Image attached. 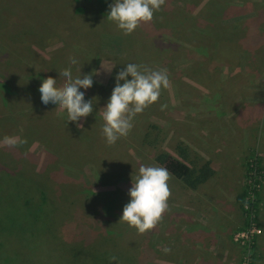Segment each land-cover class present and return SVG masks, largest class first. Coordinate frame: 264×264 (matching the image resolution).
Returning a JSON list of instances; mask_svg holds the SVG:
<instances>
[{
  "label": "rangeland",
  "instance_id": "rangeland-1",
  "mask_svg": "<svg viewBox=\"0 0 264 264\" xmlns=\"http://www.w3.org/2000/svg\"><path fill=\"white\" fill-rule=\"evenodd\" d=\"M80 1L107 20L99 19L103 22L97 23L86 44L81 46L70 45L71 21L68 29L56 37L48 35L38 24L32 25L27 20L29 12L20 9L18 13V6L22 7L17 2L4 7L13 10L7 15L14 12L12 22L16 26L7 23L5 11H0V31L10 25L7 32L0 33V186L7 181L8 173L22 180L27 176L39 182L48 197L65 201L67 207L50 223H31L30 216L35 217L36 207L31 204V211L27 212L29 207L24 206L23 199L39 194L30 195L33 189L30 185L32 189L19 201L16 180L13 178L3 185L0 264H82V260L84 264H99L82 258L89 256V252L82 255L83 249H96L105 240L115 239H119L120 246L133 251L126 258L136 259L135 264L136 261L175 264V206L185 207L191 201L192 189L171 176L168 210L156 227L144 234L120 219L131 199L128 192L132 176L138 174L140 166H158L155 158L164 152L182 160L179 147L187 150L190 161L184 163L191 169L210 163L208 158H216L218 152L230 155L229 150L245 164L244 175L248 161H260L257 178L261 199L254 201L259 202L254 221L256 226L260 224L257 227L262 234L254 239L246 264H264V250H256L259 238L264 241V0H166L161 10L154 12L151 22L142 23L129 35H124L115 22L107 19L109 5L115 0L103 1L101 12L96 3ZM204 7L209 19L204 15ZM216 14L219 24L212 19ZM235 15L254 23L233 25L227 21ZM30 16L34 18L31 13ZM247 25L256 26L249 30ZM179 29L184 31L182 38L178 37ZM124 38L126 50H121ZM70 57L78 61L71 66L73 77L80 74L78 70L82 77L97 73L93 80L99 91L80 89L85 92V100H93L94 109L79 122L68 121L66 109L57 104L44 106L42 126L48 129L43 132L48 143L54 134L69 135L67 132L73 130L89 144L97 131L91 126L99 123L93 116L103 117V108L113 91L104 88L128 63L146 65L153 70L166 69L169 79V86L162 87L158 101L133 117L128 134L120 136L114 144L98 146L92 162L87 163L68 159L67 142L59 146L58 159L53 154L58 148L49 151L50 146L40 135L32 133L27 138L24 134L30 120L25 115L30 114L35 98L11 90L35 76L34 84L39 88L49 76L57 80V86L63 85L65 78L59 72L69 67ZM30 60L36 62V71H30ZM103 67L112 70L108 72ZM162 105L167 107L162 110ZM78 123L83 127L88 125L85 129ZM5 137L15 143L5 142ZM175 185H179L177 194L183 204L175 203ZM240 191L243 192L241 186L235 189V193ZM240 217L234 218L236 226L241 228L234 231L233 242L234 235L250 223L249 214L242 211ZM29 227L32 230L25 233ZM237 246L241 249L238 264H242L246 249ZM74 249L81 258L69 261L68 252Z\"/></svg>",
  "mask_w": 264,
  "mask_h": 264
},
{
  "label": "trees",
  "instance_id": "trees-1",
  "mask_svg": "<svg viewBox=\"0 0 264 264\" xmlns=\"http://www.w3.org/2000/svg\"><path fill=\"white\" fill-rule=\"evenodd\" d=\"M4 1L5 0H0V11L1 12L5 11V14L3 15L4 19L6 20L7 23H10V25L13 24V26L17 25V23L16 25H14V23L12 22L14 20L12 17L14 15V12L12 14L7 15V12L11 13L13 10L9 8L4 9V7L6 6H12L10 2L19 3L22 8L18 6V9H19L18 13H20V9L23 12L24 11L29 12V15L27 16V20H29V22L31 20L32 25L37 27L36 24H38L42 29L47 30V33L50 36L54 35L57 37L59 36V34L60 35L61 33L63 34L64 31H66V29H68V27L71 25L70 24V21H71L72 28L69 31L71 32L69 36H71V39H73V41H71L70 45L74 43H76V45H79V46L85 45L86 42L88 41L86 39L92 35L93 30L95 29L97 23L99 25V23L103 22V21H99V19L101 20L102 18H104L103 16H100L99 13H97L93 7L88 6L87 4L83 3L80 0H12V1L9 0L5 2ZM103 1H106V0H95V1L90 0L91 3H96L98 5L100 12L102 11L101 5L103 4ZM207 11H208L207 8L204 7V15H206L208 18ZM30 13L34 15V18L30 16ZM218 16L219 14L218 15L216 14L212 18L213 21L214 20L216 21V24H219ZM224 17L226 16L223 15L222 19H224ZM104 21L107 22L105 18H104ZM10 25H8L2 31L7 32L8 31L7 29ZM179 30H181L180 31L181 35L178 37L179 38L184 37V31L182 29H179ZM2 31H0V33H2ZM119 38H120V41H122L121 35L119 36ZM64 40H66V38ZM124 42H125V38L123 39V45H122V47L124 48L121 47V50L122 49L126 50ZM66 45H69V44H66ZM29 63H31L29 65L31 68L30 71L32 70L36 71L38 68V66H36V62L34 60H30ZM52 65H54L53 62H52ZM37 75H40V74H37ZM116 76L117 74L114 75V78L111 80L110 84L104 88L106 91H110L112 90V88L114 89L115 84H116V79H115ZM35 79H37V76H35ZM35 79L27 80L26 82H23V84H20L18 87L11 89L17 92L21 96H25V97L29 96L32 99L35 98V103L30 108V111H29L30 114L25 115V117L27 116V118L30 121L28 122L29 126H26L27 130L25 132L26 134L24 135H26L27 138L31 137L32 133H33V136L36 134H37L36 136L40 135L41 137L40 139L50 146L48 148L49 151H52L54 148H55L54 150L58 148V151L56 150L55 153H53L55 156L58 157V159H60L59 155L61 153L59 146H61L63 142H67L70 144L69 145L70 149L68 151V159L70 158L73 160L82 161L84 163L92 162L93 160L92 156L97 151L96 150L97 147L101 145L104 146V144H107L106 137L102 134V128L105 124L103 117L98 118L94 114L95 115L93 116L94 119L99 121V123L91 126V129H94L97 131L89 144H87L88 141L84 137L79 136L77 132L75 133L73 132V130H69V132H67L69 133L70 136L63 132H62L63 134L62 133L54 134L53 137L50 138L49 140V142L50 141L51 142L48 143L47 139L45 138L46 134L43 133L44 131L48 132V129L42 126L43 124L42 118L44 117L43 109L45 105L42 103V101L38 102L41 99L40 98L41 93L39 92L38 84H34ZM121 83H123V81H121ZM92 87L93 88H89L90 92L98 93L99 90L95 89V84H93ZM90 98L92 99V97ZM65 124L67 125L69 123L66 122ZM87 125H85V127ZM69 127H71V125H69ZM102 138L105 139V141H103ZM70 140L72 142H70ZM178 151H179V156L181 157L182 160H179L175 158L173 155L164 152L156 156L155 162L157 163L158 166L166 167L172 174L173 178H177L179 181L183 182V184L187 186L189 189L197 190L199 186L203 185L211 177H213L214 171L211 169L210 163H205L204 165L198 168L195 167L194 169H191L186 163H184V161H190L189 155L187 154V150L179 147ZM246 168L247 170H246V175H245V184L243 187V192L239 196V201H240V207L242 211L248 214L250 212H256V207L259 204V202L255 203L254 201H256L257 199L258 200L261 199L260 192L258 191V188L256 185V183L260 184L257 178L258 176L257 173H260V169H261L260 161L257 159L251 162L248 161ZM6 175H9L10 178L8 176L7 181L3 183V185H7L9 180L14 178L16 180L14 184H17V186L15 187V190L16 192H18L19 201L23 198V196H25V194L29 192L28 191L29 188L32 189L31 186L33 187V189L30 191L31 192L30 195H33L34 193L39 194V197L31 196V197H27L26 199H23L24 206L29 207L27 208V212L31 211L30 208H32V205L33 206L35 205L36 207L33 213L35 217L30 216L31 223H33V221H37L38 223H41V224L44 223L45 221L46 223H50L54 219L59 218V215H58L59 213H63L64 210L67 209L66 205L64 204L66 203L65 201H61V200L48 197L49 195L46 193V190L43 188V186L39 182L34 181L32 178L25 176V178L22 180L21 177L18 175L12 176L9 173ZM24 184H25V189H24ZM3 185L0 186V193L2 192ZM70 189H71V186H70ZM36 198L38 199L37 201H36ZM60 198L63 199L62 194L60 195ZM249 198H252V199L254 198V201H252L251 199L246 201ZM34 201H36V203ZM19 213L22 214L21 211ZM257 226L260 227V224L258 223ZM31 230L32 229L29 227L27 231H25V233ZM88 241L89 240H86L87 244L90 243ZM115 241L117 242V244ZM105 243H107L108 245H105ZM120 245L122 244L120 243L119 239L110 240L108 242L107 240H105L99 247L94 246L96 249L91 248V247L90 248L88 247L89 249L88 248L83 249L82 255L84 252L85 254L89 252V256L87 255L82 258L89 259V260H95L99 264H102L101 261H104V264H126L128 262L129 264H135L136 259H127L129 255L133 253V251L130 250V248L128 247L125 248ZM90 246H93V245H90ZM68 254H69L68 255L69 261H73L76 259L78 260L79 258H81V256L78 254V252H76L75 249L72 250V252H68ZM71 255L73 257H70ZM110 256L117 257V260L114 262L110 261L109 259ZM125 259L127 260L126 262L124 261ZM136 262L137 264L139 263V261H136ZM82 264H84L83 260H82ZM140 264H142V262Z\"/></svg>",
  "mask_w": 264,
  "mask_h": 264
},
{
  "label": "clouds",
  "instance_id": "clouds-1",
  "mask_svg": "<svg viewBox=\"0 0 264 264\" xmlns=\"http://www.w3.org/2000/svg\"><path fill=\"white\" fill-rule=\"evenodd\" d=\"M165 3L166 0H115L109 5L107 19L115 22L124 35H129L142 23L151 22L154 12L161 10ZM77 63L75 58L70 57L69 67L59 72L60 77L65 78L63 85L57 86V80L49 76L39 88L42 103H53L66 109L68 121L73 122H79L93 112V100L86 101L85 92L80 89L91 88L94 84L93 76L97 74L93 72L82 77L81 70H78L80 74L73 77L71 66ZM105 70L111 72L112 69ZM129 76L132 77L131 80L128 79ZM115 79L111 97L103 108L105 124L102 134L110 145L120 136L127 135L132 127L133 117L157 102L162 87L169 86L166 69L153 70L146 65L134 63H128ZM161 107L163 110L167 105ZM78 126L83 128V124L78 123ZM5 142L15 143L9 137H5ZM171 176L166 167L141 165L138 174L132 176V187L128 192L131 199L123 208L120 222L135 227L140 234L154 229L169 207L171 191L168 182ZM109 259L114 262L117 257L110 256Z\"/></svg>",
  "mask_w": 264,
  "mask_h": 264
},
{
  "label": "crops",
  "instance_id": "crops-1",
  "mask_svg": "<svg viewBox=\"0 0 264 264\" xmlns=\"http://www.w3.org/2000/svg\"><path fill=\"white\" fill-rule=\"evenodd\" d=\"M227 21L235 25L234 23H247L250 20L235 15L233 18L228 17ZM250 22L254 23V20ZM255 26L247 25L249 30ZM244 36L246 35L243 34ZM229 151L230 155L218 152V160L208 158L214 171L213 177L197 190L189 191L191 201L185 207L175 206V264L240 262L241 249L233 242L232 236L234 231L241 228L236 226L234 218L242 214L239 201L242 190L235 193V189L244 187L245 164L235 158L238 155L232 156L236 153ZM178 188L179 185H175V203L183 204L177 194ZM263 244V239L259 238L256 245L258 252L264 250ZM260 258L258 254V259Z\"/></svg>",
  "mask_w": 264,
  "mask_h": 264
},
{
  "label": "built area",
  "instance_id": "built-area-1",
  "mask_svg": "<svg viewBox=\"0 0 264 264\" xmlns=\"http://www.w3.org/2000/svg\"><path fill=\"white\" fill-rule=\"evenodd\" d=\"M260 174V173H257V175ZM258 177V176H257ZM259 181V180H258ZM257 188L259 187V184H257ZM252 200L254 201V198H249L247 199L246 201L248 200ZM254 213L255 212H250L248 213L249 216H250V223L248 225V228L244 229V230H241V231H238L235 235H234V242L239 245L240 247H242L243 249H246V257L244 258L242 264H246V262L248 261V257H250L249 255V252L251 250V247H252V244H253V241L254 239L261 235L262 234V230L259 229L257 226H256V223L254 221Z\"/></svg>",
  "mask_w": 264,
  "mask_h": 264
}]
</instances>
